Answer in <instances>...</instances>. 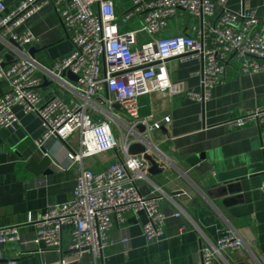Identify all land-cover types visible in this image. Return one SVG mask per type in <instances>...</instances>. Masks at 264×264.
I'll list each match as a JSON object with an SVG mask.
<instances>
[{"label":"built area","instance_id":"2783aa9c","mask_svg":"<svg viewBox=\"0 0 264 264\" xmlns=\"http://www.w3.org/2000/svg\"><path fill=\"white\" fill-rule=\"evenodd\" d=\"M226 2L131 0V6L116 17L113 0H20L9 12L5 11V0H0V42L6 49L0 53V81L7 85L0 94V126L16 127L12 108L17 105L41 120L43 133L38 148L51 139L65 141L78 132L81 148L77 153H67L69 161L105 151L114 154V160L98 172L80 169L70 200L48 204L36 218L27 215L20 224L0 226V243L20 240L19 225H34L35 237L21 243L41 241L46 248L61 254L63 231L69 228V254L61 258L60 264L79 263L87 253L92 254L96 264L103 248L108 246L112 217L123 221L126 212L143 216L141 229L146 240H160L164 236L168 216L161 210L160 201L166 194L157 186L146 194L141 192L140 183L147 180V161L144 153L130 154L128 148L134 142H143L144 152L157 151L150 141V132L167 126L169 117L141 116L138 98L143 94L169 96L172 84L166 62L170 58L201 60L202 67L196 72L200 89L187 91V96L198 102L207 100L211 89L221 82L230 56L239 59V74L264 71V21L255 8L236 12ZM47 4L59 16L72 50L54 59L50 66H43L28 48L38 37L28 29H16ZM261 7L264 17V0ZM180 9L200 18V25L193 26L191 34L138 42L136 31L121 33L118 29L119 24L137 17L141 31L161 34L167 21ZM5 54L10 56L6 64ZM38 68L70 89L73 97L43 100L38 90ZM65 72L76 76L74 82L66 79ZM103 88L108 96L98 101L96 97ZM112 103L118 104L127 121L109 111ZM250 121L262 128L264 138V104L227 120L226 124L241 126ZM139 126L144 127L142 132ZM260 187L264 193V181ZM172 216L178 217L179 213ZM244 247L240 234L229 230L214 242L200 246L199 262L226 264L225 253Z\"/></svg>","mask_w":264,"mask_h":264},{"label":"crops","instance_id":"0c3cea01","mask_svg":"<svg viewBox=\"0 0 264 264\" xmlns=\"http://www.w3.org/2000/svg\"><path fill=\"white\" fill-rule=\"evenodd\" d=\"M20 0H5L6 12ZM116 17L131 6V0H113ZM227 7L236 12L255 8L264 21L261 0H227ZM217 14V13H216ZM200 18L184 10L167 21L161 34L141 31L137 17L119 24L122 32L136 31L137 41L156 37L191 34L199 26ZM30 30L38 41L34 58L40 65L50 66L54 59L72 50L67 32L51 4L44 5L16 30ZM264 63V60L261 61ZM239 59L230 56L221 82L210 92L204 102L191 100L188 90L199 91L202 67L200 59L170 58L166 67L171 81L169 96L143 94L139 96V114L152 115L154 119L169 117L167 126L150 132V141L157 151L150 152L155 162L147 180L141 181L140 190L146 194L157 186L166 194L160 201L161 210L168 216L164 236L148 241L142 234L141 214L126 212L123 221L112 217L108 246L103 248L96 264H200L198 251L206 242H214L223 233L234 230L242 237L245 247L224 254L226 264H264V138L262 128L250 121L241 126L226 121L244 114L247 110L264 104V71L239 74ZM41 77L38 90L43 100L60 96L73 97L72 91L53 80L38 68ZM69 82L74 79L65 76ZM7 89L0 81V94ZM108 96L103 88L96 99ZM112 103L109 111L127 121V115ZM17 118L14 129L0 126V226L20 224L27 215L36 218L48 204L70 200L80 169L98 172L114 160L113 151L84 156L69 161L67 153L80 151L79 133L65 141L51 139L38 148L43 127L34 113H25L15 105ZM124 132V130H123ZM117 151L120 152L118 148ZM160 153V154H158ZM47 155V173H33L28 160L39 161ZM226 198L233 202L225 203ZM179 213L178 217L172 216ZM20 240L0 243V264H60L69 254V228L62 235V253L46 248L37 241L22 244V240L35 237L34 225H19ZM126 238V241H122ZM221 261V260H220ZM94 264L87 253L79 263Z\"/></svg>","mask_w":264,"mask_h":264},{"label":"water","instance_id":"95a60500","mask_svg":"<svg viewBox=\"0 0 264 264\" xmlns=\"http://www.w3.org/2000/svg\"><path fill=\"white\" fill-rule=\"evenodd\" d=\"M8 41L12 42L13 41L11 39H8ZM6 51V49L4 48L3 44L0 42V53L3 54L4 52ZM35 48L34 47H31L29 52H30V55L34 57L35 53ZM5 59H6V63H8V61L10 60V56L8 54H5ZM66 74L67 76L73 78L74 80L76 79V76L74 74H72L71 72H65L63 73V75ZM115 108H119L118 104H115L114 105ZM138 130L140 132H142L144 130V127L142 126H139L138 127ZM41 151H45V149L42 147L40 149ZM128 151L130 154H139V153H144V158L146 161L150 162L151 164V167L149 168V171H154V169L156 168V165H155V162L154 160L152 159L151 157V154L147 153V152H144L145 151V143L143 142H134L132 143L129 148H128ZM49 162V157L47 155H43L41 157V159L38 161L36 156L35 157H31L29 160H28V166L30 168V170L33 172V173H47L49 172V170L46 169L47 167V164ZM233 202V200L231 198H226L225 200V203H231Z\"/></svg>","mask_w":264,"mask_h":264}]
</instances>
